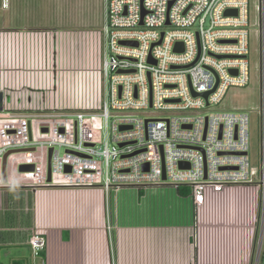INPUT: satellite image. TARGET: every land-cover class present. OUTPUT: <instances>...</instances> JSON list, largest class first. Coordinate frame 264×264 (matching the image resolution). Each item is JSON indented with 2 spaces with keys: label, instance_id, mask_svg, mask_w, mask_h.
I'll return each mask as SVG.
<instances>
[{
  "label": "built area",
  "instance_id": "built-area-1",
  "mask_svg": "<svg viewBox=\"0 0 264 264\" xmlns=\"http://www.w3.org/2000/svg\"><path fill=\"white\" fill-rule=\"evenodd\" d=\"M248 6V0H106L104 100L91 107L13 112L1 99L0 185L100 187L109 195L126 187H186L195 209L205 205L209 192L251 185L259 209L250 264H259L264 245V0L259 7L258 184L251 179L248 113L146 114L206 111L220 105L229 88L249 84ZM228 10L236 15H226ZM22 165H33L34 171L21 173ZM29 244L38 255L46 240L33 232Z\"/></svg>",
  "mask_w": 264,
  "mask_h": 264
},
{
  "label": "crops",
  "instance_id": "crops-1",
  "mask_svg": "<svg viewBox=\"0 0 264 264\" xmlns=\"http://www.w3.org/2000/svg\"><path fill=\"white\" fill-rule=\"evenodd\" d=\"M105 22L106 0H0V101L28 112L104 100ZM183 189L0 185V264H250L257 190L228 186L195 209Z\"/></svg>",
  "mask_w": 264,
  "mask_h": 264
},
{
  "label": "rangeland",
  "instance_id": "rangeland-1",
  "mask_svg": "<svg viewBox=\"0 0 264 264\" xmlns=\"http://www.w3.org/2000/svg\"><path fill=\"white\" fill-rule=\"evenodd\" d=\"M249 18V67L250 80L246 87L229 88L224 100L218 106L208 108L202 112H165L148 111V115L155 117H167L180 114H203L209 111H244L249 114V156L251 161L252 183L258 184L261 176V126H260V107H261V53H260V0H248ZM105 53H108L107 41ZM104 61V55L102 57ZM107 85L106 80H104ZM106 135V134H105ZM264 250V245H263Z\"/></svg>",
  "mask_w": 264,
  "mask_h": 264
},
{
  "label": "water",
  "instance_id": "water-1",
  "mask_svg": "<svg viewBox=\"0 0 264 264\" xmlns=\"http://www.w3.org/2000/svg\"><path fill=\"white\" fill-rule=\"evenodd\" d=\"M233 14H235L236 15V11L235 10H228L227 12H226V15H233ZM143 24V22L141 23V25ZM123 44H130V45H133L134 43H128V42H124ZM180 49H179V45L176 47V51H179ZM203 96L205 97V98H208V96H209V93H207V94H203ZM44 132H47L46 130H43ZM34 149H32V151H33ZM14 152V151H13ZM12 153V152H11ZM11 153H8V154H6L5 155V157H4V159H3V172H2V174H3V180H4V182H6V160H7V157L11 154ZM51 153H52V149L50 150V156H51ZM19 171L21 172V173H25V172H32V171H34V166L33 165H22V166H20V168H19ZM49 182L51 181V170H50V172H49V180H48Z\"/></svg>",
  "mask_w": 264,
  "mask_h": 264
},
{
  "label": "trees",
  "instance_id": "trees-1",
  "mask_svg": "<svg viewBox=\"0 0 264 264\" xmlns=\"http://www.w3.org/2000/svg\"><path fill=\"white\" fill-rule=\"evenodd\" d=\"M179 192L183 195V194H185V189L179 188ZM259 264H264V250L262 251V255H261Z\"/></svg>",
  "mask_w": 264,
  "mask_h": 264
}]
</instances>
